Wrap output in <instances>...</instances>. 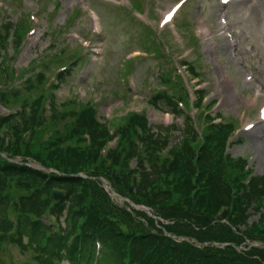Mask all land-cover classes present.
<instances>
[{"label":"trees","instance_id":"obj_1","mask_svg":"<svg viewBox=\"0 0 264 264\" xmlns=\"http://www.w3.org/2000/svg\"><path fill=\"white\" fill-rule=\"evenodd\" d=\"M20 27L0 19V44L5 47L13 36L19 46ZM4 60L2 54L0 105L9 114H0V240L33 251L35 264H264V247L239 249L247 241L264 244V174L246 184L251 173L246 160L226 153L234 123L213 124L200 113V137L178 105L188 104L184 89L179 96L163 92L150 100L155 108L162 102L169 106L176 119L182 117L183 127L157 126L156 132L145 115L133 113L115 129L112 121L96 118L92 104L75 102L62 105L73 106L65 111L72 121L63 125L55 116L63 112L53 101L51 116L44 113L45 92L26 94L45 86V72L26 77L27 88H18L16 72ZM161 78L169 81L164 71ZM57 79L62 83L65 75ZM204 98L201 92L198 106ZM172 130L179 139L170 161L163 158V149ZM3 154L30 158L58 174L11 162ZM135 159L137 168H132ZM81 173L104 177L119 194L149 207L162 228L145 212L120 205L100 180L77 176ZM56 188L67 190L59 205L52 196ZM254 214H259L257 221H252Z\"/></svg>","mask_w":264,"mask_h":264},{"label":"rangeland","instance_id":"obj_2","mask_svg":"<svg viewBox=\"0 0 264 264\" xmlns=\"http://www.w3.org/2000/svg\"><path fill=\"white\" fill-rule=\"evenodd\" d=\"M131 1L139 4L140 14L132 11ZM177 1L0 0L2 18L29 28L21 48L16 50L10 45L1 55L5 54L8 68L16 72L18 88H27L24 79L33 77L39 70L38 65L46 70L48 87L32 89L26 94L45 92L49 98L54 93L59 105L71 100L90 103L96 106L104 122L112 121V126L116 125L115 129L124 123L123 116L133 112L145 113L154 127H171L173 123L182 126V118L176 119L169 106L162 102L155 108L149 101L160 90H170L171 85L161 84L159 76L164 69H171L173 75L169 70L168 73L173 76V84L181 75L190 92L196 90L191 87L198 83L199 88L208 92L205 106L213 100L216 102L205 110V116H217L222 119L221 124L237 123L238 132L231 140L228 153L235 160L246 159L254 171L252 176H262L264 0H232L227 5H222L221 0H189L180 9L176 21L162 29L163 14ZM80 7L85 14L81 11V16L73 19L75 9ZM147 27L168 43L170 53L165 50V54L171 57L157 59L151 52L147 55L144 51L150 44ZM202 28L209 29L211 37L197 36ZM66 56L67 62L62 65L72 67L76 61L74 71L69 73L70 68L63 71L64 83L52 88L51 84L58 82H53L57 80L55 77L62 72V65L55 60ZM130 58L133 60L128 63ZM181 60L193 64L199 79L190 77ZM66 110L73 111V106H61L57 111L63 113L55 115L63 125L73 119L65 114ZM1 113L4 110L0 106ZM192 115L196 116V111ZM221 119L217 122L214 119V123ZM248 124L253 126L246 130ZM178 136L170 132L171 139ZM258 219L259 214H254L252 221ZM33 256L30 250L24 252L15 244L0 240V264H35ZM63 264L69 263L66 260Z\"/></svg>","mask_w":264,"mask_h":264},{"label":"water","instance_id":"obj_3","mask_svg":"<svg viewBox=\"0 0 264 264\" xmlns=\"http://www.w3.org/2000/svg\"><path fill=\"white\" fill-rule=\"evenodd\" d=\"M42 170H45V171H51V170H48V169H44V168H42ZM105 184V183H104ZM105 187L107 188V189H110V190H112L110 187H108V186H106L105 185ZM113 191V194L115 195V196H117V197H119V198H121L114 190H112ZM66 196V192L64 191V190H59V189H56L55 191H54V198H55V201H56V203H59L64 197ZM130 204H132L133 205V203H130ZM134 206V205H133ZM144 211H146L148 214H149V216H151V217H153V214L150 212V211H148V210H144ZM217 245V244H216Z\"/></svg>","mask_w":264,"mask_h":264},{"label":"snow or ice","instance_id":"obj_4","mask_svg":"<svg viewBox=\"0 0 264 264\" xmlns=\"http://www.w3.org/2000/svg\"><path fill=\"white\" fill-rule=\"evenodd\" d=\"M225 2H227V0H225Z\"/></svg>","mask_w":264,"mask_h":264}]
</instances>
